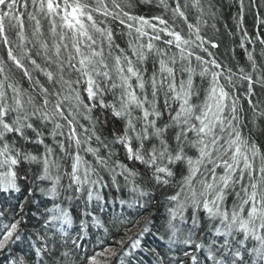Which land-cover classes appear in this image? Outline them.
<instances>
[{"label": "snow or ice", "instance_id": "6c2138e0", "mask_svg": "<svg viewBox=\"0 0 264 264\" xmlns=\"http://www.w3.org/2000/svg\"><path fill=\"white\" fill-rule=\"evenodd\" d=\"M157 6L171 24L132 14V0H0V264H264V145L253 132L264 137V35L240 27L246 11L259 22L264 0H236L251 63L239 75L188 23L205 0ZM206 6L215 18V0ZM109 20L135 45L116 43ZM93 227L104 237L89 254Z\"/></svg>", "mask_w": 264, "mask_h": 264}, {"label": "trees", "instance_id": "16d2710c", "mask_svg": "<svg viewBox=\"0 0 264 264\" xmlns=\"http://www.w3.org/2000/svg\"><path fill=\"white\" fill-rule=\"evenodd\" d=\"M247 2V0H246ZM216 3V16L213 18L211 15H209L207 6H206V0H205V7L203 13L197 11L194 8H190L187 10V16H188V23H191L194 27H198L200 29L201 35L206 40H211L212 42L216 43L218 47L212 48L209 44H205V47H208V50L213 54V57L217 60L218 63L222 64L225 67H229L233 70V72H236L239 75V69L243 68L245 70V73L251 72V63L247 59V53L244 48H241V37L243 33L240 31V28L237 27V6H236V0H215ZM131 13L135 15H143L146 18H151L153 16L157 15H163L164 19H168L171 24V15L164 13V10L157 6V0H153V3L151 5L147 3H141L137 4L136 0H132V8ZM96 19L99 21L101 17L97 16ZM44 24V32L45 36L47 37V23L43 22ZM108 25H110L113 28V31L116 36V43H118L122 48H125L127 50L128 43L131 40L133 45L137 41L133 39L135 34L133 33V37H129L127 34V29L120 26L118 23H113L111 20L108 21ZM176 28L177 30H182V34H187L188 29L186 26V23L183 19H178L176 21ZM245 29H247L249 35H253L254 32H256L257 29H259V32L261 35H264V12L260 14L259 22L254 19L253 13L246 11L243 24L240 26ZM123 33V35L121 34ZM9 39L12 41L13 46L20 43V41L17 39L15 33H8ZM25 37L27 41H30L32 39V32L30 27H26L25 30ZM48 41L51 44L52 40L50 37H48ZM140 43H147V37L142 38ZM158 47H163L162 44L157 45ZM27 47H31V43L27 44ZM245 48H247L248 52L253 51V46L251 44L245 43ZM261 49L260 44L255 45L256 53H259ZM15 50V48H14ZM171 51H176L175 49H172ZM197 54L205 56V59H208L206 54L203 52L197 50ZM5 51L3 44L0 43V56H4ZM62 55L64 53L62 52ZM259 59V57H257ZM38 62H41L38 60ZM110 67L113 64V61L109 59L108 61ZM191 66L197 67V62L194 59V57L191 60ZM9 67L13 68V71L16 73L15 79L20 81L23 84L24 88L28 87V83L26 80H20V71L18 69H15L14 66L9 64ZM177 69L179 68V63L176 65ZM149 72H151L152 63L151 60H149L148 63ZM29 70L31 71V68L29 67ZM197 71H199V68H197ZM33 75H36L33 73ZM66 78L67 75H66ZM74 79V77H72ZM195 81L197 84L200 83L199 77H195ZM221 83H223V80H221ZM239 94L241 97V103L244 105V110L248 109L247 102L244 100V89L247 87V84L244 82H241L239 80L236 81ZM205 87H207V84L205 83ZM111 99V97H109ZM195 102V101H194ZM80 123L87 126V121L81 120ZM252 125L249 124V128H251ZM67 131V129H65ZM77 132L80 133L81 129L77 127ZM254 132V138L257 140L258 143H261L264 145V137H261L259 135H256L255 133L257 130H253ZM245 133L247 134V129H245ZM81 155H84V153H81ZM191 155V153H190ZM123 158V154L121 153V159ZM85 159L91 160V156H85ZM157 199L160 201V203H163V198L158 196ZM109 200H111V196H109ZM231 203V201H229ZM79 210L77 209L72 213L73 217L77 215V212ZM116 211H119V209H116ZM152 213H155L157 209L154 207L150 210ZM164 209L161 207L160 212L163 213ZM148 215V213H145L144 215L140 217H136V219L140 220L141 223L143 222L144 216ZM79 221L76 220L75 224H78ZM71 231V230H70ZM138 231V226H132L126 229H123V232H127L128 236L134 235ZM72 235H75V232H72ZM98 237H104V233L102 230L98 231L94 227L90 229L89 231V240L85 241V248L88 249L89 254H91V249L95 246L94 242ZM115 239H120L121 235H117L114 237ZM112 239L113 237L110 235L105 240L106 246L112 245ZM97 251H100V248H96ZM114 264H119L118 261H115ZM145 264H147V260H145Z\"/></svg>", "mask_w": 264, "mask_h": 264}]
</instances>
